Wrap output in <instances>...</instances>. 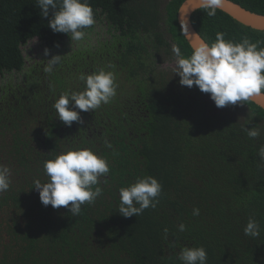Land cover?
Listing matches in <instances>:
<instances>
[{"label": "trees", "instance_id": "16d2710c", "mask_svg": "<svg viewBox=\"0 0 264 264\" xmlns=\"http://www.w3.org/2000/svg\"><path fill=\"white\" fill-rule=\"evenodd\" d=\"M183 1L88 0L110 38L66 51L51 72L47 64L32 67L0 90V164L11 172L0 194V264H182V247L201 246L207 264H264V111L250 101L217 108L210 94L181 86L163 66L174 46L192 53L177 22ZM231 1L264 15V0ZM52 14L42 17L37 0H0V76L25 69L29 41L51 51L70 40L49 28ZM191 23L208 44L223 32L225 40L264 47V31L219 10L209 17L200 9ZM101 68L115 74V97L81 112L82 124L65 126L52 105L64 92L83 91L80 75ZM254 126L260 135L252 139L243 129ZM77 148L106 159L110 172L100 178L102 195L73 217L65 207L44 206L34 181L47 182L46 160ZM146 175L162 185L157 207L123 217L119 189ZM250 217L260 223L257 238L244 234Z\"/></svg>", "mask_w": 264, "mask_h": 264}, {"label": "clouds", "instance_id": "9594fccd", "mask_svg": "<svg viewBox=\"0 0 264 264\" xmlns=\"http://www.w3.org/2000/svg\"><path fill=\"white\" fill-rule=\"evenodd\" d=\"M223 3L224 0H200V8L212 17L223 7ZM37 7L44 18L49 16V9H52L49 28L54 33L66 34L71 41L82 40L85 37L83 30L95 23L88 0H37ZM259 45L260 41L253 43L248 38L240 42L225 40V34L217 32L211 44L197 39L189 57H185L180 48L174 46L175 75L179 76L181 86H196L200 92L210 94L217 108L243 105L264 94V47ZM45 55H49L48 49H45ZM60 57L56 55L49 59L45 71L51 72ZM80 80L84 82L83 91L64 92L52 105L57 118L67 127H71L73 122L82 124L81 112H92L110 103L116 95L113 71L101 68L92 74H81ZM243 130L252 139L260 135L255 126ZM105 144L112 148L107 141ZM258 155V167L264 168V146L259 148ZM43 171L48 178L47 182L34 181L41 203L44 206L51 205L53 209L65 207L75 217L81 213L82 205H91L102 195L103 189L98 186L100 178L107 177L110 168L108 161L97 156L91 149L77 148L46 160ZM10 176V169L0 164V194L9 190ZM104 183L107 184L108 180L105 179ZM161 192L162 185L156 178L150 175L137 178L135 183L119 189L118 212L123 217H137L149 207L155 209ZM192 214L199 216L200 210L194 208ZM185 230V224L181 223L179 231ZM243 231L246 236L259 237V221L250 217ZM167 234L168 229H164L165 239ZM177 259L182 264H207V252L203 246L182 247Z\"/></svg>", "mask_w": 264, "mask_h": 264}, {"label": "rangeland", "instance_id": "374dc122", "mask_svg": "<svg viewBox=\"0 0 264 264\" xmlns=\"http://www.w3.org/2000/svg\"><path fill=\"white\" fill-rule=\"evenodd\" d=\"M106 24L104 22L94 23L90 31L85 33V37L80 41H71L67 40L62 46L49 51V55H45V50L43 49V45L36 39L29 41L23 48V54L26 61L25 69L18 74H5L4 76H0V90L4 88L7 83H18L25 79V74L28 75L31 72V68L38 63L48 62L53 56L59 55L61 57H65V52L70 51L71 49H93V47L97 46L100 41L104 39H109L110 36L106 34ZM67 50H66V48ZM60 57V58H61ZM175 61L176 57L173 56L170 58V61H166L164 63V67H167L168 70H175ZM163 68V67H162ZM210 103L214 102L208 97ZM215 105V104H214Z\"/></svg>", "mask_w": 264, "mask_h": 264}, {"label": "water", "instance_id": "95a60500", "mask_svg": "<svg viewBox=\"0 0 264 264\" xmlns=\"http://www.w3.org/2000/svg\"><path fill=\"white\" fill-rule=\"evenodd\" d=\"M200 9H202L200 8V0H184L177 12L178 26L191 49L197 43V39L205 42L191 23L193 13ZM218 10L246 27L257 31H264L263 14L248 11L231 0H224L223 7ZM250 102L264 111V94L251 99Z\"/></svg>", "mask_w": 264, "mask_h": 264}, {"label": "flooded vegetation", "instance_id": "af4514ba", "mask_svg": "<svg viewBox=\"0 0 264 264\" xmlns=\"http://www.w3.org/2000/svg\"><path fill=\"white\" fill-rule=\"evenodd\" d=\"M95 57H96V56L94 55L93 58L95 59ZM166 61H170V59H169V60H166ZM166 61H165V62H166ZM165 62H164V63H165ZM45 64H48V62L45 61V62H43V63H41V64H40V63L35 64V65L33 66V68H35V67L37 68V67H39V66L42 67V65L44 66ZM163 66H164V64H163Z\"/></svg>", "mask_w": 264, "mask_h": 264}]
</instances>
